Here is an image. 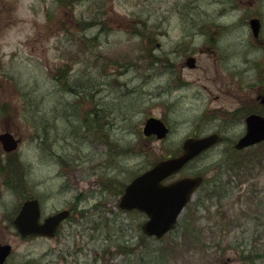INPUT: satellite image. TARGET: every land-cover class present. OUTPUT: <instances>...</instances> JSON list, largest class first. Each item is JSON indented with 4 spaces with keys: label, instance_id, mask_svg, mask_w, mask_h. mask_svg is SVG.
Here are the masks:
<instances>
[{
    "label": "rangeland",
    "instance_id": "374dc122",
    "mask_svg": "<svg viewBox=\"0 0 264 264\" xmlns=\"http://www.w3.org/2000/svg\"><path fill=\"white\" fill-rule=\"evenodd\" d=\"M216 1L74 0L68 6L58 0H0V130L9 127L23 137L22 153L33 170L29 186L44 198L46 213L70 207L79 193L90 195L55 237L17 239L11 263L264 264V143L232 150L229 141L238 139L243 124L213 121L207 110L209 49L198 31L206 32L218 16L222 5ZM251 8L258 10L248 0L246 11ZM182 42L195 46L200 66L186 67L192 52L184 51L177 70L164 73L155 57ZM59 74L66 75L56 80ZM167 74L176 75L172 84L178 90L164 88ZM95 107L101 109L100 129L94 126ZM40 115L42 124H51L42 133L55 142L50 159L32 138L43 131L36 127ZM150 115L167 122L166 139L143 135ZM224 127H231L228 142L175 176L202 171L206 183L168 235L142 236L144 214L119 210L118 197L102 192L106 175L117 173L128 182L149 166L150 156L175 152L195 132Z\"/></svg>",
    "mask_w": 264,
    "mask_h": 264
},
{
    "label": "flooded vegetation",
    "instance_id": "af4514ba",
    "mask_svg": "<svg viewBox=\"0 0 264 264\" xmlns=\"http://www.w3.org/2000/svg\"><path fill=\"white\" fill-rule=\"evenodd\" d=\"M249 1L256 5L258 10L251 8L246 11L248 0H217L216 2L222 5L218 16L209 22L207 32H198L201 35H206L209 49L208 69L210 74L208 79L211 88L207 93L209 92L212 100L207 101V110L213 117V121L235 119L237 122L233 126L239 125L238 122L241 121L243 124L241 135L246 131V118L250 114L264 116V0ZM236 9H238V15H229ZM218 18L226 20L217 21ZM256 18L258 23L253 26L252 20ZM190 38L195 41L193 37L190 36ZM184 42L176 43L174 48L163 52L161 63L167 73L177 70L178 61L186 54V51L192 53L187 55L184 65L189 67L188 57L192 56L195 63V67L192 69L200 66V58L195 52V46L189 48ZM170 54H173L177 61L171 60ZM167 76V80H170V84H172L175 74H167ZM178 78H180L179 75ZM173 86L180 87V85ZM216 87L217 91L215 92ZM220 97H222L221 100ZM224 98L229 99L226 100L227 104L221 103ZM214 101L221 104L216 105ZM232 101H235L234 105ZM36 123L37 129L41 128L43 131H41V135L37 133L32 138L35 141L38 138V149L45 152L47 158L50 159L53 156L54 140H51L48 135L43 137L42 133L49 132L51 124L49 120L46 124H42L39 118H36ZM231 127H224L223 130L216 128L212 132L221 133L223 142H225L228 134L226 130ZM6 131L11 132L19 140L18 147L9 151L0 140V246L6 244L11 246L12 253L6 258L4 264H13L10 261L17 247V239H23L15 220L24 201L29 198H39L43 218L48 215L46 213L48 205L45 204L42 196L31 192L28 180L32 176L33 170L22 153L23 137L14 133L9 127L0 130V134ZM204 133L195 132L194 134Z\"/></svg>",
    "mask_w": 264,
    "mask_h": 264
},
{
    "label": "water",
    "instance_id": "95a60500",
    "mask_svg": "<svg viewBox=\"0 0 264 264\" xmlns=\"http://www.w3.org/2000/svg\"><path fill=\"white\" fill-rule=\"evenodd\" d=\"M258 19L254 21V25ZM193 58L189 59L190 65ZM169 128L165 122L156 117H148L144 125L146 135L156 134L159 138L165 137ZM8 149L15 146L12 135L5 133L2 136ZM217 133L203 137H188L183 143V150L177 156H172L155 163L151 168L134 177L125 187L120 200L124 209H138L147 215L142 224L143 232L149 236L162 237L175 227L178 216L190 200L194 190L201 184L203 177L188 176L169 184L163 180L180 170L185 163L202 150L221 140ZM264 140V117L251 114L247 117L246 133L235 144L236 148H244ZM69 210H63L47 218L43 225L39 223L40 209L37 200L26 201L16 224L23 235L46 234L54 235L60 222L69 215ZM7 255V248H0V264Z\"/></svg>",
    "mask_w": 264,
    "mask_h": 264
},
{
    "label": "trees",
    "instance_id": "16d2710c",
    "mask_svg": "<svg viewBox=\"0 0 264 264\" xmlns=\"http://www.w3.org/2000/svg\"><path fill=\"white\" fill-rule=\"evenodd\" d=\"M61 4H63V2L64 3H66V4H68V6H72L73 5V3H74V0H58ZM84 23H85V21H84ZM90 24V23H89ZM88 24V25H89ZM149 54L150 55H153L152 54V51H151V48H150V50H149ZM155 57V56H154ZM155 58H158V57H155ZM67 72H68V70H67V68H66V74H67ZM66 74H63V75H60L59 74V79H62L63 77H64V75H66ZM64 85L66 86L67 84H66V78H64ZM71 89L72 90H76L75 88H73V87H71ZM70 89V90H71ZM94 115H95V117L97 116V113H98V111L96 110V109H94V111L92 112ZM95 117H94V119H95ZM124 119H127L126 117H124ZM87 121H88V119H87ZM120 126V125H119ZM109 135H107V137H108ZM105 139H107L106 137H105ZM105 142L107 143V145L109 144V145H111L112 146V148L113 147H116V145L117 144H115V143H113V142H111V140H105ZM121 151H123V150H121ZM152 155H154L153 153H152ZM158 157H156L152 162H154L156 159H157ZM118 176H113V177H106V178H104V180H103V188L105 189V190H107V191H109V192H112V193H114V194H119V193H121L122 191H123V188H124V186H125V181H123V180H121V179H118L117 178ZM144 243V242H143Z\"/></svg>",
    "mask_w": 264,
    "mask_h": 264
},
{
    "label": "bare ground",
    "instance_id": "6f19581e",
    "mask_svg": "<svg viewBox=\"0 0 264 264\" xmlns=\"http://www.w3.org/2000/svg\"><path fill=\"white\" fill-rule=\"evenodd\" d=\"M170 82H171L170 80H167V81H166V84L164 85V88L167 87V86H169ZM122 149H124V148H122ZM125 149H127V148H125ZM112 160H113V157H112ZM113 163H114V162H113ZM113 166H114V168H113V167H112V168H113V169H116V168H115L116 166H115L114 164H113Z\"/></svg>",
    "mask_w": 264,
    "mask_h": 264
}]
</instances>
